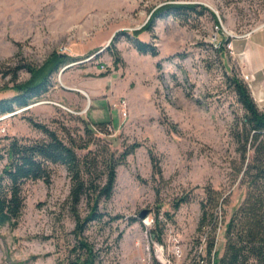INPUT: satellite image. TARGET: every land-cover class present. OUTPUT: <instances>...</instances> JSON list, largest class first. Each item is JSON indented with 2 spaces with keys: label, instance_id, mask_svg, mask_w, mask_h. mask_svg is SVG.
Returning a JSON list of instances; mask_svg holds the SVG:
<instances>
[{
  "label": "rangeland",
  "instance_id": "374dc122",
  "mask_svg": "<svg viewBox=\"0 0 264 264\" xmlns=\"http://www.w3.org/2000/svg\"><path fill=\"white\" fill-rule=\"evenodd\" d=\"M168 4L194 5L200 14L185 22L155 19L151 31L137 39L154 44L158 55H138L129 43L132 32ZM252 41L264 47V0H0V99L14 95L2 72L18 62L40 66L52 54L79 60L55 74L47 92L27 107L0 116V137H40L30 119L51 128L64 125L72 135H82L84 125L94 130L93 124L104 123L103 132L94 131L97 141L116 151L138 143L116 167L111 197L99 204L120 218L92 222L84 230L97 252L95 264H191L195 254L204 256L205 237L196 231L204 187L224 198L216 213L219 218L223 212L224 221L244 193L232 180L238 159L232 132L241 110L224 72L249 85L256 108H264V90L256 103L260 80L247 85L242 79L248 75L242 73L248 65L242 54ZM28 78L16 73V83ZM149 152L160 176L152 173ZM52 169L49 184L22 185L16 224L0 226V264H56L69 258L68 179L62 166ZM181 194L190 200L173 210L172 201ZM78 211L85 213L84 204ZM158 231L159 241L153 236ZM223 242L217 219L218 256Z\"/></svg>",
  "mask_w": 264,
  "mask_h": 264
},
{
  "label": "trees",
  "instance_id": "16d2710c",
  "mask_svg": "<svg viewBox=\"0 0 264 264\" xmlns=\"http://www.w3.org/2000/svg\"><path fill=\"white\" fill-rule=\"evenodd\" d=\"M199 14L194 5H163L149 15L138 31L132 32L129 43L138 55L154 58L158 55L157 49L154 44L137 39L141 32H150L154 20L164 16L185 22ZM110 49L111 56L116 60V52ZM221 52L220 47L216 48L218 55ZM76 61L79 60L52 54L40 66L18 62L13 68L4 70L2 75L9 77L14 95L0 99V116L23 109L45 94L52 77L64 66ZM159 66V62L154 65L156 69ZM20 71L27 73L29 78L16 83V73ZM226 73L224 83L241 110L232 132L238 154L236 164L232 165V180H237L243 186L244 193L224 221L223 212L219 218L216 214L217 209L222 208L224 198L217 190L204 187L203 197L198 200L199 217L196 225V231H201L205 237L201 264H264V108L258 110L246 84L230 74L231 71L229 75ZM27 123L41 136L0 137V226L13 227L16 224L23 207L22 185L35 180L49 184L53 166L60 165L68 179L64 203L73 223L70 230L73 244L66 262L56 264H95L97 252L83 235L84 230L92 222L108 223L120 218V215L105 213L99 204L111 197L116 167L124 164L126 156L133 153L138 143L124 144L118 151L111 149L108 142L99 145V137L94 131L103 132L104 123L93 124L94 130L84 125L82 135H72L70 129L61 124L51 128L30 119H27ZM77 149L84 152L78 154ZM149 160L152 173L160 176L157 159L151 152ZM189 200L188 194H181L172 201L171 207L175 210ZM80 204L85 206L83 215L78 211ZM164 215L168 216V213L164 212ZM217 219L223 223L224 239L219 256L214 249ZM154 221L157 222L156 217ZM153 236L157 241L160 240L159 231ZM191 264L198 263L193 258Z\"/></svg>",
  "mask_w": 264,
  "mask_h": 264
},
{
  "label": "crops",
  "instance_id": "0c3cea01",
  "mask_svg": "<svg viewBox=\"0 0 264 264\" xmlns=\"http://www.w3.org/2000/svg\"><path fill=\"white\" fill-rule=\"evenodd\" d=\"M244 60L248 62L245 71L242 73L251 74L255 80V77L259 81V93L257 98H261L262 92L264 90V47L258 41H252L246 48V52L243 53Z\"/></svg>",
  "mask_w": 264,
  "mask_h": 264
},
{
  "label": "built area",
  "instance_id": "2783aa9c",
  "mask_svg": "<svg viewBox=\"0 0 264 264\" xmlns=\"http://www.w3.org/2000/svg\"><path fill=\"white\" fill-rule=\"evenodd\" d=\"M242 79L243 81H245L247 83V85L250 83V81L253 79V76L251 74H246V75H242ZM249 88V85L247 86ZM256 103H261V100L260 98H257L256 100ZM194 260L195 262H197L198 264H201L202 263V257L201 256H198L195 254L194 256Z\"/></svg>",
  "mask_w": 264,
  "mask_h": 264
},
{
  "label": "water",
  "instance_id": "95a60500",
  "mask_svg": "<svg viewBox=\"0 0 264 264\" xmlns=\"http://www.w3.org/2000/svg\"><path fill=\"white\" fill-rule=\"evenodd\" d=\"M64 69H65V68L60 69L58 73H61ZM145 213H146V211H144V210H143V211H140V212L138 213V216L141 218V217H143V216L145 215Z\"/></svg>",
  "mask_w": 264,
  "mask_h": 264
}]
</instances>
